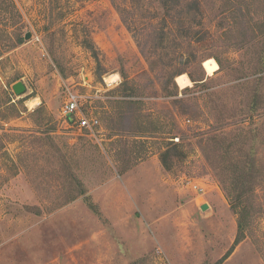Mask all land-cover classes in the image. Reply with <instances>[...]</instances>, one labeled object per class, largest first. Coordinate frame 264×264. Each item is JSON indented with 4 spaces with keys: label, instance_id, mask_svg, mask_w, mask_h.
<instances>
[{
    "label": "rangeland",
    "instance_id": "rangeland-1",
    "mask_svg": "<svg viewBox=\"0 0 264 264\" xmlns=\"http://www.w3.org/2000/svg\"><path fill=\"white\" fill-rule=\"evenodd\" d=\"M0 264H264V0H0Z\"/></svg>",
    "mask_w": 264,
    "mask_h": 264
},
{
    "label": "built area",
    "instance_id": "built-area-1",
    "mask_svg": "<svg viewBox=\"0 0 264 264\" xmlns=\"http://www.w3.org/2000/svg\"><path fill=\"white\" fill-rule=\"evenodd\" d=\"M84 96L77 91L67 89L65 92L64 104L61 108V117L64 119H72L76 117L77 127L79 129H86L90 132H94V129L98 125L99 121L96 117L86 116L81 108V99Z\"/></svg>",
    "mask_w": 264,
    "mask_h": 264
},
{
    "label": "bare ground",
    "instance_id": "bare-ground-1",
    "mask_svg": "<svg viewBox=\"0 0 264 264\" xmlns=\"http://www.w3.org/2000/svg\"><path fill=\"white\" fill-rule=\"evenodd\" d=\"M203 66L205 67V70H206L208 75L213 74L219 68L218 63L213 58L205 60L203 62ZM115 75L116 74H112L111 76H115ZM175 81L178 84V86L181 87V88L189 86V84L191 83L190 79L187 77L186 74L177 75L175 77Z\"/></svg>",
    "mask_w": 264,
    "mask_h": 264
},
{
    "label": "water",
    "instance_id": "water-1",
    "mask_svg": "<svg viewBox=\"0 0 264 264\" xmlns=\"http://www.w3.org/2000/svg\"><path fill=\"white\" fill-rule=\"evenodd\" d=\"M30 36H31V33L26 32L24 37L29 38ZM12 90L16 95H20L25 91V86H24L23 82L17 81L12 85ZM205 208H207V204H202L201 209H205Z\"/></svg>",
    "mask_w": 264,
    "mask_h": 264
},
{
    "label": "trees",
    "instance_id": "trees-1",
    "mask_svg": "<svg viewBox=\"0 0 264 264\" xmlns=\"http://www.w3.org/2000/svg\"><path fill=\"white\" fill-rule=\"evenodd\" d=\"M123 21L126 23V20H124V18H123ZM138 43V42H137ZM139 47H141L140 46V44H139ZM140 50H141V52L146 56V50L144 49V48H140ZM148 53V52H147ZM218 63L219 64H221V62L218 60ZM191 78H192V80L194 81V83L195 84H203L204 82H205V77H204V75H202V77H200V78H193L192 76H191ZM169 80H171V77H169ZM199 81H201V82H199ZM172 83H173V86H174V88L176 89V90H178V86H177V84L175 83V81H173V79H172ZM184 89H187V86L186 87H184ZM240 228H241V226H240V222H239V230H240Z\"/></svg>",
    "mask_w": 264,
    "mask_h": 264
}]
</instances>
